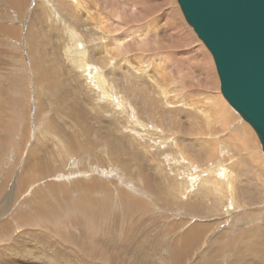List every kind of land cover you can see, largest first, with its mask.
Returning <instances> with one entry per match:
<instances>
[{"label": "rangeland", "instance_id": "374dc122", "mask_svg": "<svg viewBox=\"0 0 264 264\" xmlns=\"http://www.w3.org/2000/svg\"><path fill=\"white\" fill-rule=\"evenodd\" d=\"M71 1L51 0L53 5L62 4L61 14H67L75 20L71 10L75 9L76 1ZM130 1L119 0L118 2L128 5ZM67 4L72 7L71 10ZM42 5L41 0H24V13L22 11L17 14L0 1V117H3L0 119V123L1 121L3 123L0 135L6 136L7 131H12V134L8 132L9 145L4 150L0 147V222H6V219L10 222V225L6 223L5 227L0 224L2 226H0V264H140L141 258L132 255L129 250L118 252L113 245L106 246L108 245L105 241L107 237L113 235L122 240L127 232L141 235L142 239L150 236L148 238L158 241L159 246L154 243L153 251L158 255L151 256L150 260L152 257L153 260H149L150 263L172 264L168 263L169 244L181 247L183 241L180 233L182 235L194 224L203 226V234L201 232L200 239H197L200 247L190 251L183 261L180 260V264H195L196 261L200 263V260L206 256L204 250L208 246L214 247L218 254L214 259H217L219 264H232L233 256L230 254L233 253L232 251L235 253L244 251L243 253L247 255L249 249H253V253L248 254L242 263L238 264L247 263V259L254 264L258 262L264 264V246L258 242L260 240L258 236L264 233L262 146L252 126L223 97L212 54L185 20L178 1L166 0L165 5L154 15L144 17L135 23H127L125 30L146 27L156 21L157 17L162 16L163 12L175 14L179 23L191 30L190 40L187 43L180 48L165 51L191 64L189 74L192 72L193 75L190 77L192 79H189L190 82L172 72L170 75L165 73L157 75L160 85L166 89L165 92L169 93L173 100L175 98L178 101L174 104L176 110L183 108L187 111L184 113L185 117L184 114L179 115L185 131L181 134L164 130L163 123L158 117H151L149 114L139 115L134 106L132 108L125 106L126 99L115 81L126 84L131 74L129 69L133 71L131 67L116 66L111 70L114 62L102 63L98 58L90 57L98 55L97 52L102 54L103 47L100 45H104L107 36L110 35L106 31L105 23L91 24L89 28L90 25L87 23L90 19L81 13L82 22L76 26L79 36L72 40L69 37L67 39L66 34V40H64L70 45L68 54H74L79 49L78 39L83 37L82 44L87 46L85 49L88 53L83 59L82 67L84 70L88 68L91 71L103 70V76L106 79L103 89L98 84L94 85L91 81L92 77L85 76L84 72H82L83 79L79 77L77 67L68 60L61 42L58 45L60 49L55 50L57 58L61 61V67L53 64L52 58L49 59L50 64L52 63L50 67L43 54L53 52L51 51L53 43L42 45L45 38L40 33L41 28L47 29L46 26L49 28L48 19L51 20L53 17L47 16L46 13L49 11L51 13L50 6L45 12ZM89 6L95 17L101 14L100 11L97 13L92 3ZM177 11L185 21V26ZM47 31V35L54 42L56 38L62 36L61 31L57 32L50 28ZM28 32L36 34L39 41L35 38L30 44ZM175 35L179 37L178 33ZM62 37L64 39V36ZM152 48L148 47L145 55L149 54L148 56L153 60L158 50ZM196 56L200 59L195 58ZM133 57L130 60L134 59L132 62L138 65V60L136 61ZM200 60L205 66L203 72L197 69ZM205 72L210 75L207 76ZM60 75L64 80L61 84L63 92L68 95L71 92L73 95L67 103L73 105L76 101L82 100V103L89 105L92 113L85 116L88 125H84L81 118L62 114L61 110L56 108L60 102L54 94L36 91L37 89L48 92L58 91L56 78ZM80 83L87 91L88 100L77 95L82 91ZM182 93L191 99L181 101L179 95ZM206 97L212 100L213 114L202 117L201 113L196 112L197 109L193 104L196 101V105L206 106L205 103H201V100ZM120 102L125 104L121 106ZM192 113L196 116L193 118L195 120L192 119L193 122L187 119V116ZM103 115L119 117L120 127L116 121L113 122L114 125L116 124L113 128L119 127L116 129V134L119 136L121 133L127 134L132 130L131 134L133 133L132 136L134 135L137 142L143 139L149 140L147 142L152 150L138 144L129 147L136 156V159L131 161L132 152L125 154V158L130 159L131 171L123 169L120 164H117L118 162L111 160L107 153H103L101 146H97L93 150L94 153L88 151L85 154L87 157L84 163L79 162L81 158L78 154L79 149L82 152L86 150L85 136L90 135L91 139H94L95 132L91 127L99 125L97 118ZM134 115L137 121L131 123L129 117L134 118ZM166 124L170 128V123L166 122ZM55 126L61 127V153L51 143L52 141L47 152L52 153L56 160L60 159L56 164L61 165V169H57L49 177L39 170L31 172L33 184L32 186L28 184L19 202H16L15 198L18 194L15 195V193L18 192L14 191L15 184L23 165L30 159L33 146L45 140L47 135L50 136L49 133ZM190 126H193L194 130H199L202 134L200 138H207L208 141L200 145L197 139L190 137L192 136L188 131ZM82 128H87L88 131L84 134L80 132ZM136 129L143 130L146 134L136 136L134 131L140 132ZM102 132L104 133V130ZM173 135L177 137L174 140ZM18 145H20L19 150H17ZM204 152L206 154L201 157ZM40 153L44 154L42 150ZM142 162H146L147 172L136 171L137 166ZM223 172L225 174H221ZM95 179L107 186V192L97 196V202L87 197L76 196L75 193L81 183H89ZM41 184L64 186L69 194L75 196L64 208L58 204L57 206L53 204L54 207L49 205L53 210L45 211V213L42 211L43 216H39L36 214L38 211L32 212V208L35 200L34 190ZM116 185L124 187L132 198L138 197L140 201H144V203H138L133 215L128 214L121 207L120 203L123 200L118 193L120 189H115ZM161 186L163 191H160ZM11 192L13 193L11 195L13 198L10 200L11 209L5 213L6 201ZM59 194L62 199L63 192ZM166 198H169L173 204L167 205ZM53 202L57 203L55 200ZM134 206L135 204L130 207ZM17 211L20 212L18 221ZM38 213L41 214V212ZM30 217L32 219H29ZM175 220L178 226L173 225ZM250 230H258V235L254 236L256 233H250ZM215 236L219 237V241H215ZM111 243L113 242L109 244ZM246 246L249 247L247 250H245Z\"/></svg>", "mask_w": 264, "mask_h": 264}, {"label": "bare ground", "instance_id": "6f19581e", "mask_svg": "<svg viewBox=\"0 0 264 264\" xmlns=\"http://www.w3.org/2000/svg\"><path fill=\"white\" fill-rule=\"evenodd\" d=\"M0 1H2L6 5H8L10 7V9L15 11L17 14L21 13L23 11L24 0H0ZM41 1L43 4L42 8H43V10L45 8V12H46V8H48V6H50V9H51V13H50V11L46 12L47 16L53 17V19H51V20L48 19V21H50L49 28L53 29L57 32L61 31V35L64 36V39L61 36V38H56V41L54 42L52 40V38H50L47 35L48 34L47 30H49V28L47 26H46L47 29L41 28L42 31L40 34H41V36H44V38H45L44 42H42V45H43V43H47V44L53 43V45L51 44V51H53L54 53L51 52L49 54L48 52H46L43 54L45 60L47 61V63L49 64L50 67H52V63L50 64V61H49L50 58L53 59V64H55L58 67H61V61H59V59L57 58L58 56L55 53L56 49L57 50L60 49L58 47V45H59V42H61L62 48H65V52L67 53L66 55H67L68 60L72 63V65L77 67L76 71H78V73L80 74L79 77H82V79H83L82 72H84L85 76L92 77L91 81L94 85L98 84L103 89V87H105V83H106V79H104V76H103V70L97 71V69H95V70L91 71L90 68H88V70H84L82 67L83 59L87 57V53H88V51H86V49H85V47H87V46H84L82 44L83 37L81 36L82 39H78L79 49L74 54H68V50L70 48V45H69V43L66 44V41H64V40H66L65 39L66 34H67V39L69 37V39H72V40H73V38H75V37L77 38L79 36V33L76 30V26L78 25V23L82 22L83 18H82L81 13L87 19H90L89 23H87L90 25L89 28H91V24L96 25L95 23H97L99 25H102L103 23H105L106 31H108L110 33V35L107 36L106 43L104 45H100L103 47L102 54H101V52H97L98 55H96V56L91 55L90 57H96L102 63H105L107 61H112V63L114 62L113 66L111 67V70L116 66H118L120 68L123 65H128L129 67H131V69H133V71H131L128 68L129 71L131 72V74L129 75V81H127L126 84H122L121 82H119L117 80L115 81V83L122 89L123 96L126 99V105L125 106L128 108H132V106H134L136 108V110L138 111L139 115L140 114H149L151 117H158L159 120L163 123L162 127L164 130L165 129L170 130L172 133H175V134L176 133L181 134V133L185 132L182 121L179 120L180 119L179 115H182L187 111H185V109H183V108H179L178 110H176V108L174 107V104L178 103V101L175 98L173 100V98L170 96V94L165 92L166 89H163V87L160 85V80H159V78H157L158 77L157 75L159 73H165V75H168V74L170 75L172 72L174 74H178L179 78L183 76L182 78L185 81L190 82V80L192 79V78L190 79V77H192V75H193L192 72H191V74H189V71L191 69V64H188L186 61H183L176 56H172V54H170V53L168 54L165 51L180 48V47H182V45L184 43H187L190 40L191 30L183 27L179 23V21L177 20L175 14H169L168 12H163L162 16L157 17L156 21H154L150 25H147L146 27H141V28H138L135 30H127V29L125 30V27H126L125 25L127 23H135V22L140 21L144 17H147L149 15H151V16L154 15V13L158 12V10L165 5L166 0H131L130 2L127 3L128 5H124L123 3H119L118 2L119 0H91L90 2H88L87 0H75L76 1L74 3L75 9L71 10L72 7L69 6V4H67V6L71 10V15L72 14L74 15L75 20L71 19V17H68L67 14H61V7H62L61 3H59L58 5H55V4L53 5L51 0H41ZM91 3L93 4L94 7H96L97 13L99 11L101 12L100 15H98V16L96 15L97 18L94 16V14H92L91 7L89 6V5H91ZM119 4H121V6H118ZM44 5H46L47 7H45ZM23 13H24V11H23ZM177 14L180 16V20H181L182 24L184 25L185 21L181 17L180 12L177 11ZM163 19H165L164 22H163ZM176 33H178L180 38L176 37V35H175ZM58 37H59V34H58ZM35 38L38 39V36H36V34H31L30 32H28V40L30 41V44L32 43V39H35ZM57 40H59V41H57ZM37 41H39V39ZM72 45H73V43H72ZM97 45L99 46V44H97ZM44 46H46V45H44ZM148 47H153V48H155V50L156 49L158 50V53L153 57L156 61H154V59L152 60L148 56L149 54L145 55V52H146ZM132 57L135 58V60L136 59L138 60V62H139L138 65H134V63L132 62L134 59L132 61L130 60ZM195 58L200 59L199 56H196ZM60 60H61V58H60ZM149 67H150V70H148ZM151 68H152V70H151ZM197 69L202 71V72L205 71V66H204V63L202 60H200ZM125 73H127V71ZM205 74L207 76L210 75L208 72H205ZM63 81L64 80H63V77H61V75L56 78V86L58 88V91H56V92H48V91L43 90V89H37L36 91L43 93V94H49V93L54 94L60 102V104L57 105L56 108L59 111L61 110L60 112L62 114H64L65 116L72 117V118H81L83 120L84 125H88L85 116H87V114H89V113H92L89 110V105L82 103L83 102L82 100H80L78 102L76 101V103L73 105L67 103L68 99L71 98L73 95H71V92H69L70 93L69 95L67 93L63 92V89H62L63 86H61ZM210 83L211 82H209V84ZM79 85H80L82 91H80L79 94H77V95H81L84 100H88L86 97L87 91L84 89L82 83H80ZM220 90H221V85H220ZM178 93H181V92H178ZM221 93H222V91H221ZM179 96H181V101H187V100L191 99L190 97L188 99V97L185 96V94H183V93ZM223 97H224V95H223ZM211 101L212 100L210 97H206V98H204V100H201V103L202 102L205 103L206 106H202V105L198 106V105H196V103H195L196 101H195L193 105L197 109L196 112L201 113L202 117H203V115L206 117H208V115H212L213 114V105H211ZM198 103H200V101ZM124 104H123V102H120L121 106H123ZM194 113L187 116V119L189 121H191L194 118V116H195ZM133 117L134 118L129 117V120L131 121V123H134L135 121H137L135 119V115ZM184 117H185V114H184ZM2 118L3 117H0V119H2ZM195 118H196V116H195ZM197 119H199V117ZM193 120H195V119H193ZM193 120H192V122H193ZM97 121L99 122V125L96 126L94 123L95 126H93V125H92V127L90 126L92 128V130L95 132V135L93 134L94 139H91L90 135L85 136L86 137V144H85L86 150H84L82 152L79 149V151H78L79 156H81V158L79 159L80 163H84L86 161L87 155H85V154L88 153V151L93 152V150L96 149L97 146H99V147L101 146V148L104 150V151L102 150L103 153L104 152L107 153L111 160L118 162L117 164H120L121 165L120 167H122L123 169L131 171L132 165L130 164L129 160L130 159H131V161L135 160L136 156L133 153V151H131L129 149V147L134 145V144H138L140 146H143L146 149L152 150L151 147L149 146V142H147L149 140L147 139V141H146V139L142 138L143 140H140L139 142H137L134 139V135L132 136L133 133L131 134L132 130L130 132H128L127 134L121 133L120 136L118 134H116V129H119V127L121 126V122H120L119 117L115 118L113 116H104L103 115L101 117H98ZM114 121H116V124L119 125L118 128H113V126L116 125V124L114 125V123H113ZM166 122L170 123V128H169V126H167ZM202 122H204V120ZM200 123H201V120H200ZM201 124H203V123H201ZM130 126L133 127L131 124H130ZM2 127H3V123L1 121L0 128H2ZM173 127H175L174 130H173ZM197 127H198V125H197ZM200 129H202V127H200ZM102 130H104V133L102 132ZM136 130H138V129H136ZM87 131H88L87 128H82L80 130V132H82L84 134ZM138 131H140V130H138ZM188 131H189V134L192 135L190 137L197 139L200 145L201 144L203 145L205 143V141H208L207 138H200V135H202V134H200L199 130L198 131L194 130L193 126H190L188 128ZM202 131H203V129H202ZM8 132L10 134H12V131H7L6 136L0 135V147L3 150L10 143V135ZM134 132H135L136 136H144V134H146V132H144L143 130H141L138 133H136V131H134ZM49 134H50V136L47 135L45 140H43L42 142H39L33 146V151H32L30 159L23 165V168L21 170V174L18 176L19 178L15 184L16 190H14V191L18 192V193H15V195L18 194L17 198H15L16 202H19V199H20L24 189H26V187H28V184H31V186H32L33 180L30 176L31 172H33L35 170H39L42 174L47 175V177H49L51 174L55 173V171L57 169H61V165L56 164L57 161H60V159L56 160L52 156V153L47 152V148L50 145V141H52L51 143L53 145H55L61 153V136H62L61 127L55 126ZM193 135H195V136H193ZM175 137L176 136H174L173 140L177 138V137L176 138ZM178 138H182V137H178ZM259 141H260V139H259ZM19 149H20V145H18V147H17V150H19ZM40 150H42L44 152V154L40 153ZM128 152H132L129 160H127L128 158H125V154ZM60 153L57 155L58 158H59ZM204 154H206V152H204L201 155V157L204 156ZM207 155H205V156H207ZM145 163L146 162L140 163L139 166H137L136 171L137 172H147L145 167H148V166H146ZM225 170L226 169H224V171ZM134 171H135V169H134ZM221 174H225V172H223ZM127 175H130V174L127 173ZM31 186H29V187H31ZM162 187L163 186L160 187V191L164 190V189H162ZM116 188L120 189V190H118V193L121 195V198L123 200V202L120 203L122 205L121 207L124 208V210L128 214L133 215V213L135 212L134 209L137 208L138 203H140V202L144 203V201L143 200L140 201L141 199L138 197L132 198V196L128 193V191L124 187H121V185L120 186L116 185L115 189ZM140 189H142V187ZM12 192L10 193V195L8 196V199L6 201L7 202V204H6L7 208L4 209L5 213L11 209L10 206L12 204L10 205V200L13 198L11 196L13 194ZM60 192H63L62 199H61V196H59ZM76 192L77 193H75V194L78 197H87L88 199L92 200L93 202H97L98 201L97 196L104 195L107 192V186L104 183H102L101 181L95 179V180L90 181L89 183H87V182L81 183L78 186V189ZM34 194H35V200L33 203L32 212H35V211L41 212V214L36 212V214H38L39 216H43L45 211L49 212L50 210H53V209H50L49 205L53 206V204H54V206H57V204H58L59 206L64 208L65 205L67 203L71 202L75 196L73 194H69L67 192L66 187L57 186L54 184H47L46 186L41 184L39 187H37L34 190ZM53 200H55L57 203L55 204L53 202ZM25 202H26V200H25ZM166 203H167V205L173 204L169 198H166ZM134 204H135L134 207H130ZM18 205L21 207L20 204H18ZM198 209H200V208H198ZM55 210H54V212H55ZM42 211L44 213H42ZM10 214H12V213L10 212ZM17 215L16 216H17V221H18L19 216H20V212H18ZM32 217H33V215H32ZM32 217H30L29 219H32ZM5 221L6 222L1 221L0 224L4 227L6 226V223H8V225H10L9 224L10 222H7L8 219H6ZM174 223L175 224H173V225L178 226V223L176 220L174 221ZM213 226H215V225H213ZM6 228H8V227H6ZM202 230H203V226L201 227V224L200 225L194 224L192 227L188 228L182 235L180 233V236L182 237L183 242H181L182 244L180 243L181 247L179 245L174 247L172 244H169L168 251H169L170 255L168 257V259H169L168 263L180 264L181 261H183L185 256L190 251L197 250L200 247V244H199L200 242H198L197 239L198 238L200 239V235H201ZM257 231L258 230H255V231L250 230V233H256V234H254V236H255V235H258ZM202 234H203V232H202ZM148 237H150V236H148ZM148 237H144L142 239L141 235H135L132 232H130L128 234V232H127L125 234V236L122 238V240H120L121 238H117V237L111 235V237H107V239H105V241L108 242V245H106L107 247L109 245H113L116 248V251H118V252H120V251H124V252L126 251L127 252V250H129L132 253V255H135L137 258H141L142 262L140 264H153L152 262L150 263V261L153 260V257L151 260H150V257L154 256V255H156V256L158 255L156 252L153 253L154 243L158 245V241L157 240L154 241V240H152V238H148ZM218 238L219 237H216L215 241L218 240ZM258 238H260V240L259 241L257 240V241L260 242V244H262L264 246V244H263L264 243L263 242L264 233L262 235L258 236ZM158 240H160V239H158ZM110 242H113V243L109 244ZM133 244H135V246H133ZM106 246L104 248H106ZM160 246H161V244H160ZM208 247H206V249L204 250V253L206 254V256H204L203 259L200 260V263L198 261H196L195 264H219L217 259H214V257L218 255L216 253L214 247L213 246H210L209 248ZM248 248L249 247L246 246L245 250H247ZM249 250H250V252H249ZM249 250L247 252V255H246V253H243L244 251L238 252V253H235L234 251H232L233 253L229 252L233 256V259H232L233 263L232 264H238L239 262L242 263V260L244 258H246L248 256V254L253 253L252 252L253 249L252 250L249 249ZM257 252L258 251H255V253H257ZM258 253H260V252H258ZM129 255H130V253H129ZM220 256H221V254H220ZM159 259H161V258H159ZM162 259H164V258H162ZM246 261H247V263H245V264H254V263H252L253 261H250L248 259ZM258 263H256V264H258ZM259 264H261V263H259Z\"/></svg>", "mask_w": 264, "mask_h": 264}, {"label": "water", "instance_id": "95a60500", "mask_svg": "<svg viewBox=\"0 0 264 264\" xmlns=\"http://www.w3.org/2000/svg\"><path fill=\"white\" fill-rule=\"evenodd\" d=\"M213 56L221 91L264 153V0H177Z\"/></svg>", "mask_w": 264, "mask_h": 264}]
</instances>
